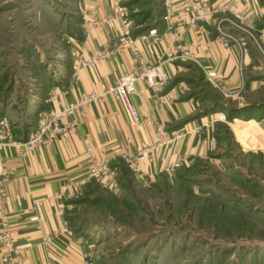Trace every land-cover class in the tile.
<instances>
[{"label":"crops","instance_id":"crops-1","mask_svg":"<svg viewBox=\"0 0 264 264\" xmlns=\"http://www.w3.org/2000/svg\"><path fill=\"white\" fill-rule=\"evenodd\" d=\"M201 1L174 0L175 8L170 13L160 3L152 27L157 28L159 38L133 35L132 41L122 46L114 58L90 69H79L77 81L72 83L75 57L71 53L86 58L95 50L113 46L118 34V24L88 31L81 24L80 34L68 39L70 54L60 51L56 56L48 55L52 68H45L41 76L29 71L31 86L26 101L6 98L2 102L0 112L7 114L13 112L12 104L18 105L19 113L14 111V138L23 141L34 127L38 108L59 107L92 89L103 91L123 72L134 68L132 52L137 51L138 69L154 64L157 67L152 72L153 79L164 74L168 80L157 93L140 80L135 85L137 93L131 97L132 103L140 117L151 119L165 135H181L172 144L155 149L151 157H144L135 168H128L122 152L127 149L136 153L153 144L154 130L143 124L130 126L120 104L107 95L103 102L91 104L75 129L51 147L27 151L23 158L14 146L3 149L0 168L4 163L12 173L2 186L6 219L11 237L23 254L17 264H84L88 254L93 263L96 239L81 233L72 222L79 208L108 204L107 199L95 194V188L116 194L121 179L128 176L150 186L164 167L171 171L187 169L213 149L211 139L216 140L217 129L229 128L231 138L226 140L227 145L241 148L244 154L264 156V6L258 0H246L239 5L246 19L260 18L250 28L253 37L238 29H227L230 36H219L217 28L226 22L222 13L209 12L207 21L190 25V11L184 9ZM224 1L231 0L209 3L219 5ZM117 2L128 7L127 0H82V6L86 11L97 6L99 14L105 15L113 12ZM182 43L194 45L196 63L164 59V52ZM226 89L232 92L230 96L224 93ZM233 109H240L239 114H231ZM220 111L225 119L212 118L213 112ZM87 151L89 158L84 156ZM103 166L107 174L97 180L91 169Z\"/></svg>","mask_w":264,"mask_h":264},{"label":"rangeland","instance_id":"rangeland-1","mask_svg":"<svg viewBox=\"0 0 264 264\" xmlns=\"http://www.w3.org/2000/svg\"><path fill=\"white\" fill-rule=\"evenodd\" d=\"M78 1L0 0V106L6 98H29V73L50 70L48 55L72 52L68 39L80 34L86 11ZM127 1L133 35L151 29L161 0ZM11 107L0 119L15 131L19 107ZM48 109L38 108L35 119ZM217 113L225 119L221 111L212 118ZM228 129H217L213 149L189 168L164 167L150 186L128 176L116 194L96 187L108 204L81 207L72 222L96 239L92 264H264V156L227 145Z\"/></svg>","mask_w":264,"mask_h":264},{"label":"built area","instance_id":"built-area-1","mask_svg":"<svg viewBox=\"0 0 264 264\" xmlns=\"http://www.w3.org/2000/svg\"><path fill=\"white\" fill-rule=\"evenodd\" d=\"M78 1V7L80 2ZM246 0H231L220 2L219 5H212L209 0H203L200 3H194L192 8L186 7L184 10L190 11V25L195 26L198 23L207 21V14L209 12L222 13L226 15L225 21L217 28L218 35L230 36L226 33L227 29H238L253 37L250 28L256 22L257 18L246 19L243 13L238 9L239 5L245 3ZM165 11L171 12L175 8L174 0H161ZM84 12V11H82ZM83 28L88 31L94 27L114 26L118 24V34L116 42L113 46H106L105 48L95 50L90 53L88 57H83L76 54L74 51L71 53L75 57L73 69L71 71L72 83L77 81L79 69H90L95 67L101 61H106L114 58L117 51L124 45L132 41L133 27L132 22L127 15L125 6L115 4L113 12L100 15L97 6L92 7L89 11H85L83 15ZM141 38L150 37L154 40L159 38L157 28H151L144 33H140ZM174 36V35H173ZM176 39H178L175 36ZM226 45V43H225ZM166 61H179L183 64L196 63L197 55L192 43L177 44L172 51L163 53ZM133 69L123 72L112 84L108 85L103 91L92 89L90 92L79 94L74 101L60 104L59 107L52 106L48 110L39 112L35 119L34 127L30 130L27 138L23 141H18L14 138V128L9 125L5 120L0 119V152L8 147L14 146L17 149V155L20 158L24 157L27 151H31L40 147H51L60 137H63L72 132L76 125L80 122L91 104L95 102H103L107 95L112 96L121 106L122 113L127 120L128 124L132 127L135 126H151L154 130L155 141L153 144L143 146L136 153L127 149L123 151V161L130 168H135L140 161L146 156H152L153 151L160 146L171 144L175 139L181 135L176 133L173 136H167L162 131L159 125H155L148 117H140L136 106L132 103L131 97L137 93L135 87L136 83L142 80L147 88L154 93L160 91L168 80L167 75H159L156 80L153 79L152 72L155 71L156 65L147 64L142 69H138L140 54L137 51L132 52ZM137 67V68H136ZM227 96L232 94L229 90H224ZM52 99L54 96L51 97ZM221 113H217L215 118L220 119ZM67 117H72L73 120L66 122ZM86 157H90L89 151L85 152ZM171 169H166V172ZM92 176L97 180H101L107 174L105 167L91 169ZM11 172L3 163L0 168V242H1V264H17L22 260L23 254L21 249L15 245L14 239L10 234V224L6 219V211L4 206V195L2 186L4 183L11 179ZM35 205L39 201H34ZM49 243V242H47ZM84 264H92L91 255L88 254Z\"/></svg>","mask_w":264,"mask_h":264},{"label":"trees","instance_id":"trees-1","mask_svg":"<svg viewBox=\"0 0 264 264\" xmlns=\"http://www.w3.org/2000/svg\"><path fill=\"white\" fill-rule=\"evenodd\" d=\"M152 1H153V0H151V2H152ZM261 24L264 25V22H262ZM148 27H150V26H148ZM148 27H143V28H141L140 30H138V32H142V31L148 30ZM138 32H137V33H138ZM239 112H240V109H239V110L233 109L232 112H231V114H237V115H238ZM229 116H230V112H229V113L227 112V117H229ZM250 206H251V205H250ZM241 219H242V217H239V215H238V216H237V219H236V222H239V223H240V222H243V219H242V220H241Z\"/></svg>","mask_w":264,"mask_h":264}]
</instances>
